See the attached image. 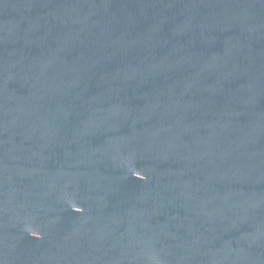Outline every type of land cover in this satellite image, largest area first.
I'll list each match as a JSON object with an SVG mask.
<instances>
[{"label":"water","instance_id":"95a60500","mask_svg":"<svg viewBox=\"0 0 264 264\" xmlns=\"http://www.w3.org/2000/svg\"><path fill=\"white\" fill-rule=\"evenodd\" d=\"M0 264H264V0H0Z\"/></svg>","mask_w":264,"mask_h":264}]
</instances>
